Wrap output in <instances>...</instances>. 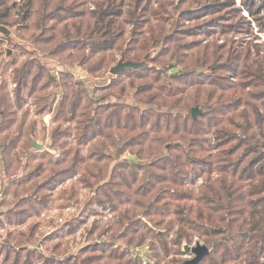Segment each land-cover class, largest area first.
<instances>
[{
    "label": "rangeland",
    "instance_id": "rangeland-1",
    "mask_svg": "<svg viewBox=\"0 0 264 264\" xmlns=\"http://www.w3.org/2000/svg\"><path fill=\"white\" fill-rule=\"evenodd\" d=\"M83 1L7 0L4 4L12 6V9L3 20L0 18V264H43L46 261L49 264H75L94 253L104 255L100 264H184L194 254L184 249L180 252V247L173 246L170 241L178 229L176 206L186 208L185 216L193 218L189 209H197L194 198L202 191L205 178L192 176L180 190L175 187L176 191L193 192V199L177 201L167 192L164 201L168 202L170 210L166 215H146L142 207L134 205L137 200L142 203V196L139 197L136 192L142 190V183L155 180L142 182L144 171L141 168H146L144 165L157 159L172 158L178 154L173 149L168 150L177 141L183 142L175 133L174 123L180 118L177 129L184 132L186 125L191 126L192 108L198 106L201 111L197 116L198 125L208 121L204 120L210 111L207 101L192 107L184 106L182 101L177 104L188 94L192 96L196 92L191 84L184 89H176L178 83L186 80L175 75L186 71L191 72V77L187 79H194L196 75L203 79H216L220 75H228L225 71L228 66L224 65L236 66L239 58L244 57L245 49L264 52V0H174L173 9L167 13L162 10L161 4L168 6L170 0H150V8L158 10V18L154 16L145 24L142 22V34L136 35L139 42L130 44L135 48L141 43L144 45L152 36L150 29H153L154 35H160L158 44L149 42V46L139 54L140 61L145 60L148 67L143 71L148 75L143 78L132 69L118 75L110 72L122 60V53L129 47L128 41L139 26L125 25L126 32L114 42V47L94 54L93 47L103 37L95 32L93 15L97 4L106 0H86L81 4ZM4 5L0 0V12ZM210 5L219 8L213 9V15L211 9H207V15L200 14ZM121 9L122 16H112L115 23L113 30L118 29L125 19L136 23L128 15L131 11L128 4ZM26 13L28 18L24 19ZM164 15L169 19L163 23L160 17ZM213 17H216V22L211 21ZM219 21L223 27L216 26L220 30L217 34L210 35L205 31ZM163 26L165 29L161 31ZM180 29L188 34L198 32L193 37L186 35L187 38H183L185 43L197 38L202 41L198 45L203 47L214 44L215 39L216 44L223 47L218 50V57L208 60L214 49L209 48V52L202 48L194 49L195 44L191 51L186 49L187 54L177 51L178 41L166 40L165 35L178 36L175 31ZM74 40L78 48L61 49ZM83 57H86L87 63L80 66ZM98 64L102 66L101 70H93ZM23 75L25 82L21 81ZM255 76L257 72L239 79L232 76L228 81L232 84L241 81L249 83L254 81ZM157 77L161 82L156 80ZM255 81L261 82L259 79ZM160 83L175 93L169 98L161 96L165 99V107L159 106L160 98L150 101L153 94L158 93L155 87ZM142 85L152 87L143 90ZM259 89L264 90V85L257 88L238 87L243 103L228 115L234 120L232 129L236 131L235 135L255 136L253 141L262 143L264 138L259 135H264V97L262 100L251 98L252 92ZM101 97L107 102H102ZM73 101L80 103L74 115L71 114ZM102 103H110L109 113L113 120V127L104 129L106 133L113 134L111 140L115 142L108 150L100 145L108 140L107 135L100 136L98 126L87 122L89 117H94V109ZM149 108L158 109L152 120L159 116L160 127L148 124L143 130L141 126L132 131L134 120L130 119V115L140 121L139 114ZM187 119L184 123L183 120ZM229 121L225 122L229 124ZM104 122L105 119L102 126ZM118 122L129 123V127L117 128ZM89 124L90 131L84 132L83 127ZM202 135H206L201 138L202 141L213 139V134ZM157 136L163 137L165 143H158L155 140ZM186 136L188 141L192 138ZM35 142L41 149L34 145ZM65 150L71 154L58 164L56 161L63 158ZM244 150L245 147L241 151ZM106 152L111 155L109 160L106 159ZM90 155L94 158L90 159ZM98 157H103L105 161L98 162ZM74 171L77 173L70 178ZM157 173L171 174L169 170ZM105 182H111V185H105ZM157 186L160 188L164 184ZM106 192L110 197H105ZM118 195L130 197L131 202L113 207L111 199L115 201ZM44 201L48 204L39 207L38 202ZM37 210L40 213L36 214ZM126 211L135 223L124 228L130 223L124 218ZM23 219L25 223H21ZM154 220L162 221V224L156 226ZM169 220H175L173 232L168 238L169 245L178 254L170 252L167 255L157 238L147 239L142 244V224L157 229L163 237ZM32 228L34 233L30 235ZM133 228H138L139 232L134 233ZM122 233L125 237H120ZM225 235L219 234L214 239L225 244L226 240L221 239L228 237ZM129 238H133L130 243ZM205 241L200 234H195L191 244L186 239L184 243L191 246L200 243L210 248L209 257L199 264H221V256L226 251L218 249L216 252L214 245L217 242L206 244ZM227 245L233 249V241H228ZM110 253L114 256L122 253L124 256L120 260H111ZM244 259L245 256H241L228 264H245Z\"/></svg>",
    "mask_w": 264,
    "mask_h": 264
},
{
    "label": "trees",
    "instance_id": "trees-1",
    "mask_svg": "<svg viewBox=\"0 0 264 264\" xmlns=\"http://www.w3.org/2000/svg\"><path fill=\"white\" fill-rule=\"evenodd\" d=\"M6 2L7 0H1L3 5L6 4ZM85 2L86 0L81 4H84ZM169 2L170 3H168V6L161 4L162 10H164L165 13L170 12L173 9L172 6L174 0H170ZM126 4H128L131 10L128 12V15L133 17L136 20V23H133L134 21L131 19H125L123 23L118 26V29L113 30L115 23L112 16H122L123 11L121 8ZM96 7L97 8L93 15V18L95 19V32H97L99 35L101 34L103 40L93 47L95 48L94 54L105 52L108 49L114 47V42L118 41L126 32L124 27L125 25L135 24L139 27L133 31V36L128 41V50L124 51L121 55L122 60L138 62L140 61L139 54L142 52V50L149 46V42L158 44V38L160 35H154L153 29H150V31H152V36L148 39L149 41H146L144 45L141 43L140 46H137L136 48L134 45L130 46V44L133 42H139V37L136 35L142 34V22L145 24L146 22L150 21V18L154 16L158 18V10L150 8V0H106L97 4ZM215 8L218 9L219 7L216 5H210V7H206V9H202L201 13L200 11L198 13L206 14L207 9H211L210 11L213 15V9ZM11 9L12 6L4 5L2 11L0 12V18L3 20L5 17H7L10 14ZM27 14L28 13L24 15V19L28 18ZM200 14L196 15L200 16ZM204 16L205 15H203V17ZM160 18L163 19L161 21L164 23V20L169 19V16L166 17V15H164ZM215 19L216 17H213L211 21H215ZM222 24L223 23H220L219 21L216 24L208 26L206 28L207 30L205 31L211 33L210 35H215L220 31L216 26L220 25L223 27ZM89 28H91V26ZM164 29L165 27L163 26L161 31ZM175 33L179 35L174 36L168 34L165 35V39L168 40L170 38L176 42L178 41L176 50L182 52V54H187L186 49H190L191 51L193 49L192 45L195 44L196 46H194V49L200 48L199 50H201L202 48L203 50L209 52L208 49L213 48L214 51L211 53L212 57H208V60L210 58L214 60L218 57V50L223 48L222 46L216 44L215 39L214 44L205 45L203 47L198 45L202 41L197 38L193 39V41L190 43L183 42V38H187L186 35H192L191 37L198 35L194 34L198 33L197 31H193L188 34L183 31V29H180L179 31H175ZM210 35L208 37H210ZM76 40L69 41V43H66L69 45L65 44L61 47V49L65 51L67 48H72L71 50L78 48L76 46ZM245 50L244 57L239 58V62L236 64V66L224 65V67L228 66L225 69L228 75H220L216 79L210 77L203 79L202 77H197L199 75H196L194 79H187L191 77V72L186 71H182L178 75H175V77H178L179 79L182 77L181 79L186 80V82H183L185 85H182L183 83H178L176 85L177 87H175L176 89H184L185 86L189 87L191 84L192 88H194V91L196 92L192 96L191 93L190 95L188 94L186 98L177 101V104L180 105V101H182V103L185 102V104H183L184 106L192 107L194 104L199 105L201 101H207V103L210 105L208 106L210 107V111L204 116V120L208 121L206 124L198 125V118H192L190 121L191 126L189 127V125H186L183 132L177 129L180 125V118L178 120L176 119L177 121L174 123L176 126L175 133L180 135L179 138L184 143L177 141L178 143L172 144V147L168 148V150L173 149L178 153L173 155L172 158H164L163 160L157 159L152 163L144 165L146 168H141L144 171L142 182H145V180L148 179H154L155 182L148 181L147 183H142V190L139 189V191L136 192L139 197L142 196V203L138 200L134 203V205L142 207L145 210L144 213L146 215L152 213L163 217L170 210L168 202L164 201L167 197L165 196V193H170V197L174 199L176 198L177 201L193 199V192L176 191L175 187L177 186V188L180 190V188L186 184V180L193 178L192 176L205 178L202 191L199 193V195H197V198H194L197 201V209L195 211L193 208L189 209L190 216L193 215V218L189 217L188 215L185 216L186 208H181L179 205L176 206L177 210L175 212L178 216L176 225L178 226V229L174 231L176 236L170 239V241L173 242V246L178 245L180 247V252H182L181 249H184V244H186L184 243V240L186 239L188 244H191L193 236L195 234H200L206 239V244L210 242H217L214 245V250L216 252L218 249H223L226 251L224 255L221 256V264L235 262L239 260L241 256H245V264H264V139L261 143L259 140L253 141L255 136L242 137L235 135L236 131L232 129V126L235 125L234 120L228 115L230 111H234L240 106V104L243 103L242 97H240L238 94V87L247 88L248 86H252L257 88L264 85V52L261 50H251L249 48ZM133 52L134 54H131ZM85 60H87L86 57H83L79 65L84 66L83 64L87 63ZM152 60L154 62L156 61L154 58ZM154 62L152 64H155ZM204 62H206V60ZM177 64H179V62ZM207 64L208 63H204V65ZM210 65L213 66L214 64ZM101 68L102 66H99L98 64L93 70L100 71ZM214 68H216V66H214ZM254 68L256 69L255 71ZM132 70L137 71L139 76L141 75L142 78L148 75V73L143 72L148 70L146 65ZM254 72H257V76L254 77V81H249V83L245 81L244 83L246 85H244L243 81H241L239 84H232L228 81L229 77L233 76L235 79H239V77L244 78L247 75L252 76ZM24 77L25 75H23L21 81L25 82L26 80ZM258 79L261 80V82L255 81ZM156 80L161 82L160 77H157ZM142 87L144 88L143 90H146L152 86L142 85ZM155 88L156 92L158 93L153 94V96L150 98V101L160 98L161 103L159 106H167L166 104H163L165 99L161 96L164 95L165 98H169L175 93L172 89L165 88L164 84L162 83H160V85ZM263 97L264 90L261 89L254 91L251 94V98H255L257 100H262ZM100 99L102 102H107L103 99V97ZM204 105L206 106V103ZM79 107L80 103L73 101L71 114L74 115ZM110 107V103H102L94 109V117H89L87 119V122H90V124L93 122L96 126H98V131L101 133L100 136L107 135L106 138L108 140H104L100 143L102 149L104 150H108L110 146L113 147L115 145V142L111 140L113 134L106 133L104 130L111 129L113 127V120H111V114L109 113ZM159 108L160 107H158V109ZM158 109L149 108L147 111H142V114H139L140 121L135 120L134 116L130 115V119L134 120L133 124L131 125V130L135 131L137 127L141 126L143 130L148 124H152L155 127H160L159 116H156L155 119L152 120V117L155 116L154 113L158 114ZM104 119L105 122L102 126V120ZM181 119L184 118L182 117ZM226 120H230L229 124L225 122ZM185 121H188V119L183 120L184 123ZM90 124L87 125L86 128L83 127V129H85L84 132L90 131ZM247 124L248 127H250L249 122H247ZM117 125V128L122 129L129 127V123L118 122ZM145 133H147V131H145ZM202 134H213V139H204L202 141L201 138L206 136ZM186 135H189L192 138L188 141V137ZM259 137L264 138V135H259ZM155 140L158 143H161V145L165 143V139L161 136L155 137ZM207 142L208 144H206ZM232 142L234 143L232 144ZM244 147L245 150L241 151ZM107 152L105 153L106 159L109 160L111 155ZM70 154L71 152H68V150L63 151V158L57 160L56 162L58 164L63 163L66 160L65 157L69 156ZM77 155L78 154H76L75 157H77ZM93 158L94 157L90 155V159ZM97 161L103 163L105 159L103 157H98ZM162 161L167 162L162 163ZM100 170H103V168H100ZM168 170L171 172L169 175H160L157 173L158 171L165 172ZM76 173L77 171H74L71 175H69L70 178ZM110 173L113 174L112 171ZM97 177L98 176H95V178ZM122 179L125 180V178ZM244 182L248 183L249 185L246 186ZM104 184L111 185V182H105ZM158 184H164V186L159 188L157 186ZM104 195L105 197H110L108 192L104 193ZM111 202L113 207H118L123 202H131V198L128 196L122 197L121 195H118L116 200L114 201L111 199ZM38 203H40L39 207L48 204L47 201H44V203ZM101 203H103V201H101ZM159 203L161 205H158ZM151 209H154V211L152 212ZM38 213H40L39 210L36 211V214ZM127 213L128 211H126L124 218L126 219L127 223H130H128L124 228H127L128 226L130 227V224L135 223V219H130ZM174 222L175 220H169L167 222V228H165L166 231H164L163 237L159 234L157 229H154L148 224H142V244L147 239L157 238L159 239V242L161 241L167 255L170 254V252L178 254L173 249V247L169 245L168 240L170 233L173 232L172 230L175 226ZM21 223H25V219H23ZM154 224L158 226L162 224V221L154 220ZM186 227L189 228L191 232H189ZM31 230L33 232H31L30 235L34 233V228ZM234 230L236 231L234 232ZM132 231L134 233H138L139 229L133 228ZM219 234H226L225 236H228L221 238L225 239L227 243L228 241H233V249H229L227 243L222 244L221 242H218L217 239H214V237L218 236ZM120 237L125 236L122 233ZM132 241L133 238H129L128 243ZM36 250L37 249L33 251ZM122 250L123 252L126 251V249ZM209 255L205 258L209 257ZM123 256L124 255L122 253L121 255L119 254L115 256L112 253L109 255L111 260H120V258H123ZM104 258L105 257L103 254L100 255L94 253L91 255V257L84 259V261H77L75 264H100ZM15 260L17 262L18 258ZM43 264H49V262L46 261ZM213 264L218 263L215 262Z\"/></svg>",
    "mask_w": 264,
    "mask_h": 264
},
{
    "label": "water",
    "instance_id": "water-1",
    "mask_svg": "<svg viewBox=\"0 0 264 264\" xmlns=\"http://www.w3.org/2000/svg\"><path fill=\"white\" fill-rule=\"evenodd\" d=\"M145 65H147L145 60L140 61V62L131 61V60H127V61L119 60V62L110 69V72L114 75H118L127 69H137V68H141ZM200 113H201V111H200L198 106L192 108V118L193 119H196L198 114H200ZM34 145L38 149H41V146H39V144H37L36 142L34 143ZM184 251L194 254V257L190 260L185 261L184 264H199L200 262L203 261V259L206 256H208L210 254L211 250L207 245L198 243L194 247H192L191 245H188V244H184Z\"/></svg>",
    "mask_w": 264,
    "mask_h": 264
},
{
    "label": "built area",
    "instance_id": "built-area-1",
    "mask_svg": "<svg viewBox=\"0 0 264 264\" xmlns=\"http://www.w3.org/2000/svg\"><path fill=\"white\" fill-rule=\"evenodd\" d=\"M197 245V243H194V246H196ZM194 246H192V247H194ZM60 264V263H59Z\"/></svg>",
    "mask_w": 264,
    "mask_h": 264
},
{
    "label": "crops",
    "instance_id": "crops-1",
    "mask_svg": "<svg viewBox=\"0 0 264 264\" xmlns=\"http://www.w3.org/2000/svg\"><path fill=\"white\" fill-rule=\"evenodd\" d=\"M138 69V68H137Z\"/></svg>",
    "mask_w": 264,
    "mask_h": 264
}]
</instances>
